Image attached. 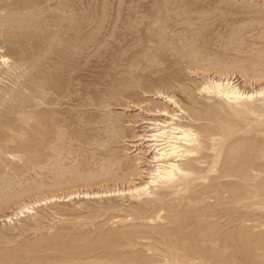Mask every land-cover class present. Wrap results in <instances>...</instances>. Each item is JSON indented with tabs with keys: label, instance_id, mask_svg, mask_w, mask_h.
I'll return each mask as SVG.
<instances>
[{
	"label": "rangeland",
	"instance_id": "rangeland-1",
	"mask_svg": "<svg viewBox=\"0 0 264 264\" xmlns=\"http://www.w3.org/2000/svg\"><path fill=\"white\" fill-rule=\"evenodd\" d=\"M0 57V264H264V101L203 90H264V0H0ZM172 124L200 170L134 193Z\"/></svg>",
	"mask_w": 264,
	"mask_h": 264
},
{
	"label": "bare ground",
	"instance_id": "bare-ground-1",
	"mask_svg": "<svg viewBox=\"0 0 264 264\" xmlns=\"http://www.w3.org/2000/svg\"><path fill=\"white\" fill-rule=\"evenodd\" d=\"M3 61L4 63L7 62L5 58H3ZM203 90L207 92V94L210 93V94H214L215 96H218V98L219 97L224 98V100H227V102L230 105H236L238 107H241L245 102L249 100H253L254 97L256 98L259 97L258 100L261 102L264 101V90L259 92L258 95L256 96H254L253 94H245L240 89H238L237 86L234 85V83H231L230 81L225 83L221 80H217L215 82H212L210 85L204 87ZM163 96L159 95L157 96V98H163ZM168 101L173 102L174 103L173 105L177 104L176 103L177 100L174 101L172 97ZM162 115H165V112ZM193 117H194V114H193ZM143 124L151 125L152 122L143 120L139 125L135 127L142 128ZM177 124H172L174 125V127L170 129H166L167 126H162L165 128H159V129H157V127L154 126V128H152V131H148V134L150 135H146L145 137L140 136L138 137L137 140L133 141L135 142V144L132 145V147L137 148L136 149L137 151L139 150V148H141V150L143 151V153H141L142 155L149 157V158L152 156L151 159L149 160L150 164L153 163L159 166L157 170L149 174L151 175V177H147L149 181H146L145 184H142L141 186L134 188L137 190V191L135 190L134 193L142 192L145 195L152 196L158 191L160 192L171 191L175 189L176 187H179L185 184L186 182H188L193 175L194 169H199L198 166L194 165L195 163L194 164L187 163L184 165V168L178 164V162L183 161V159L185 158L191 157V158H194L192 160L198 161L202 157H205V155L201 154L200 158L198 157L195 158V156H197L200 153V150L202 148L198 134L195 133V130L192 127H189V125L182 126V125H177ZM152 125H155V124H152ZM156 125H160V124H156ZM84 197L87 198L89 196L88 194H85ZM67 200L69 199H66L65 201ZM44 204L46 203L41 202L36 205L41 206ZM23 207L20 208L22 209L21 212L19 211L20 209H18V211L20 212V213L18 212L20 214L19 217H23L26 213L27 214L32 213L34 209V207H24V208ZM9 220H13V219H10V217H6L4 219V221H9Z\"/></svg>",
	"mask_w": 264,
	"mask_h": 264
}]
</instances>
